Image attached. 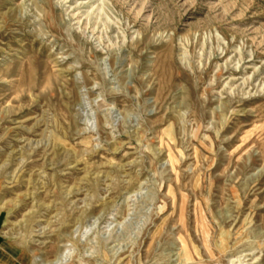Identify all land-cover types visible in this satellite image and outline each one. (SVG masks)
I'll list each match as a JSON object with an SVG mask.
<instances>
[{
	"label": "rangeland",
	"instance_id": "1",
	"mask_svg": "<svg viewBox=\"0 0 264 264\" xmlns=\"http://www.w3.org/2000/svg\"><path fill=\"white\" fill-rule=\"evenodd\" d=\"M0 264H264V0H0Z\"/></svg>",
	"mask_w": 264,
	"mask_h": 264
},
{
	"label": "bare ground",
	"instance_id": "2",
	"mask_svg": "<svg viewBox=\"0 0 264 264\" xmlns=\"http://www.w3.org/2000/svg\"><path fill=\"white\" fill-rule=\"evenodd\" d=\"M65 254H60L59 257H58V261H63V258H64ZM66 257V256H65ZM66 259V258H65Z\"/></svg>",
	"mask_w": 264,
	"mask_h": 264
}]
</instances>
